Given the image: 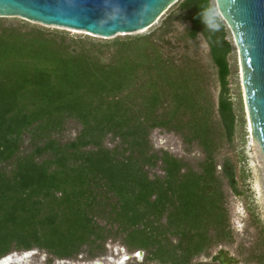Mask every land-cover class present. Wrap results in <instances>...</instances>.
<instances>
[{
  "label": "trees",
  "instance_id": "16d2710c",
  "mask_svg": "<svg viewBox=\"0 0 264 264\" xmlns=\"http://www.w3.org/2000/svg\"><path fill=\"white\" fill-rule=\"evenodd\" d=\"M215 13L213 0H182L158 38L96 41L0 28V163L8 164L0 168V258L38 248L67 260L85 246L96 257L124 234L148 261L192 264L231 237L216 154L233 142L237 114L232 45ZM177 22L188 23L181 39L202 35L209 44L217 102L197 61L166 49ZM68 119L81 129L62 141ZM161 127L197 143L198 168L153 149L151 132ZM156 167L163 174L151 177ZM222 169L235 188L234 166L226 160Z\"/></svg>",
  "mask_w": 264,
  "mask_h": 264
},
{
  "label": "rangeland",
  "instance_id": "374dc122",
  "mask_svg": "<svg viewBox=\"0 0 264 264\" xmlns=\"http://www.w3.org/2000/svg\"><path fill=\"white\" fill-rule=\"evenodd\" d=\"M182 0L176 1L157 21L146 31L131 35H118L110 39H103L84 30L67 28L57 25H46L40 22L28 20L20 16L0 17L1 27H17L23 30L30 28L41 29L47 33H60L74 39H93L96 41H111L125 39L143 34H152L158 38L161 34L160 26L163 20L175 9ZM215 4V0H213ZM216 16L224 22L226 27V40L232 45L229 55L231 75L229 76V89L237 114L236 131L231 144L225 146L216 154L218 173L223 179L224 206L229 217L231 237L228 239H216L214 244L202 255L197 256L195 262H210L222 264L217 257H222L226 264H264V158L258 140L253 135L250 122L245 90L242 82V67L238 48L234 35L227 23L220 16L216 8ZM188 23L177 22L174 32L168 37L171 44L166 47L170 55L179 59L187 53L197 61V65L204 74V82L212 99L217 102L220 91L218 68L211 57V49L205 38L200 35L196 42L181 39ZM81 129V125L74 119H68L65 129L58 135L62 141L75 138ZM186 131V130H185ZM151 144L153 149L161 150L184 160L191 166L198 168V163L204 158V154L196 142L188 144L180 134L161 127L152 130ZM105 144L114 147L117 142L110 136ZM229 160L234 166L236 187L232 188L229 180L222 173L223 164ZM8 166L0 163V168ZM159 167L150 170V176L162 175ZM100 224L108 223L106 218H98ZM176 240V237H172ZM80 255L75 258L60 260L52 258L48 252L42 249H34L32 254L21 264H160L146 259L148 252L138 250L126 244L124 234L111 236L105 242V249L98 252L96 257L90 256L89 247L85 246ZM141 251L140 255L138 252ZM22 251H17L18 255Z\"/></svg>",
  "mask_w": 264,
  "mask_h": 264
},
{
  "label": "water",
  "instance_id": "95a60500",
  "mask_svg": "<svg viewBox=\"0 0 264 264\" xmlns=\"http://www.w3.org/2000/svg\"><path fill=\"white\" fill-rule=\"evenodd\" d=\"M176 1L0 0V17L20 16L110 39L148 30ZM215 5L234 35L253 135L264 158V0H215ZM32 251L0 260L7 264L4 261L15 256L8 264H21ZM217 259L225 264L221 256Z\"/></svg>",
  "mask_w": 264,
  "mask_h": 264
},
{
  "label": "bare ground",
  "instance_id": "6f19581e",
  "mask_svg": "<svg viewBox=\"0 0 264 264\" xmlns=\"http://www.w3.org/2000/svg\"><path fill=\"white\" fill-rule=\"evenodd\" d=\"M30 253L26 254V257H29ZM6 257V256H5ZM15 257V256H14ZM14 257H10V260L6 259L4 262H6L7 264L10 263L11 259H13ZM1 259V258H0ZM0 264H4L3 261L0 260Z\"/></svg>",
  "mask_w": 264,
  "mask_h": 264
},
{
  "label": "flooded vegetation",
  "instance_id": "af4514ba",
  "mask_svg": "<svg viewBox=\"0 0 264 264\" xmlns=\"http://www.w3.org/2000/svg\"><path fill=\"white\" fill-rule=\"evenodd\" d=\"M221 262V261H220ZM222 263V262H221ZM225 263V262H224ZM226 264V263H225Z\"/></svg>",
  "mask_w": 264,
  "mask_h": 264
}]
</instances>
